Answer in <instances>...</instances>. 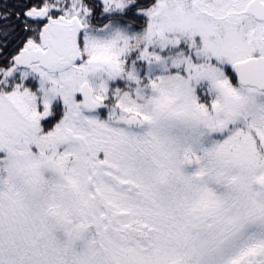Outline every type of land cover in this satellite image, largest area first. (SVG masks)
<instances>
[{"label":"snow or ice","instance_id":"snow-or-ice-1","mask_svg":"<svg viewBox=\"0 0 264 264\" xmlns=\"http://www.w3.org/2000/svg\"><path fill=\"white\" fill-rule=\"evenodd\" d=\"M0 264H264V0H0Z\"/></svg>","mask_w":264,"mask_h":264}]
</instances>
